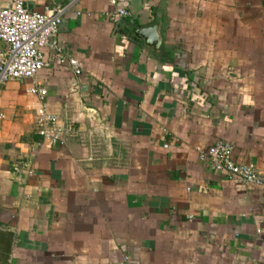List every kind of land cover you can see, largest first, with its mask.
Here are the masks:
<instances>
[{
    "label": "crops",
    "instance_id": "1",
    "mask_svg": "<svg viewBox=\"0 0 264 264\" xmlns=\"http://www.w3.org/2000/svg\"><path fill=\"white\" fill-rule=\"evenodd\" d=\"M24 3L63 9L81 73L45 48L0 84V264H264V188L200 158L225 141L264 171V0ZM152 26L157 50L134 34ZM33 85L65 145H38Z\"/></svg>",
    "mask_w": 264,
    "mask_h": 264
},
{
    "label": "built area",
    "instance_id": "2",
    "mask_svg": "<svg viewBox=\"0 0 264 264\" xmlns=\"http://www.w3.org/2000/svg\"><path fill=\"white\" fill-rule=\"evenodd\" d=\"M75 1L69 0L70 3ZM107 1L111 8L107 16L118 19L129 16L130 12L121 0ZM62 12L61 8L30 11L24 0H9L6 5L0 6V84L10 79L35 77L45 66V48L54 51L59 65H68L76 75L81 73V63L64 52L56 39ZM28 92L35 95L38 101L33 118L40 139L38 145H65L67 137L73 133V122L69 119L61 121L46 109L44 88L33 85ZM2 116L0 114V119ZM200 158L207 161L215 172H224L242 183L264 188V171L250 163H237L233 158V147L228 142L217 141L206 150H200Z\"/></svg>",
    "mask_w": 264,
    "mask_h": 264
},
{
    "label": "water",
    "instance_id": "3",
    "mask_svg": "<svg viewBox=\"0 0 264 264\" xmlns=\"http://www.w3.org/2000/svg\"><path fill=\"white\" fill-rule=\"evenodd\" d=\"M137 37L144 40L147 46H151L154 50H157L160 46V35L156 27H147L143 29H138L134 31Z\"/></svg>",
    "mask_w": 264,
    "mask_h": 264
}]
</instances>
